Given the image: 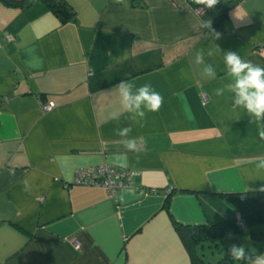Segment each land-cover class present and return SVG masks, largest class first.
<instances>
[{
    "label": "crops",
    "instance_id": "obj_1",
    "mask_svg": "<svg viewBox=\"0 0 264 264\" xmlns=\"http://www.w3.org/2000/svg\"><path fill=\"white\" fill-rule=\"evenodd\" d=\"M63 1V22L43 2L0 1V264H192L174 224H222L237 217L228 194L264 189L260 126L235 93L215 94L233 82L226 51L264 67V0L234 1L220 26L231 0L200 14L187 0ZM120 68L163 97L158 111L133 119L121 80L92 88ZM45 101L55 106L44 112ZM132 138L139 151L124 147ZM103 164L133 172L129 184L111 194L73 183L77 168ZM221 239L204 242L210 261L204 243L192 249L204 264L230 263L215 255Z\"/></svg>",
    "mask_w": 264,
    "mask_h": 264
},
{
    "label": "clouds",
    "instance_id": "obj_2",
    "mask_svg": "<svg viewBox=\"0 0 264 264\" xmlns=\"http://www.w3.org/2000/svg\"><path fill=\"white\" fill-rule=\"evenodd\" d=\"M218 2L219 0H195V3L204 5L209 9L213 8ZM235 16L239 20L244 18V16H239L236 13ZM203 26L209 29L211 24L207 21ZM214 35L218 39L220 34L215 33ZM208 55L211 56L212 52H209ZM195 62L204 64L203 51L197 52ZM224 63L233 82L223 88H217L215 94L223 96L225 89L235 93L234 107L239 106L246 110L251 117H254L255 122L260 126L258 135L264 140V67L244 60L237 52L231 50L224 53ZM203 71L208 78L215 79L216 72L211 64L205 65ZM114 89L121 97L123 109L128 112H134L135 116L133 119L138 118L137 121L144 119L146 112L158 111L163 103V97L154 91L150 84H144L137 88L134 83L121 80L114 86ZM118 118V116L113 115V119ZM131 131V127L119 128L117 129V135L125 138L129 136ZM123 144L128 151H139L135 138L125 139ZM114 161L118 166L126 167V153L115 156ZM257 168L264 169V158L258 161ZM25 186L27 189V181H25ZM261 190L264 191V189ZM227 251L234 261L247 259L250 264H264V254L252 256L246 253L243 245L237 246L233 244Z\"/></svg>",
    "mask_w": 264,
    "mask_h": 264
},
{
    "label": "trees",
    "instance_id": "obj_3",
    "mask_svg": "<svg viewBox=\"0 0 264 264\" xmlns=\"http://www.w3.org/2000/svg\"><path fill=\"white\" fill-rule=\"evenodd\" d=\"M1 2L7 5H15V6H23L28 5L34 0H0ZM40 1L46 4L49 9L58 16L61 21H65L69 19L70 7L63 0H35ZM237 0L227 1L225 6L220 10L218 17L215 20V24L221 25L222 21L227 16V10L229 6ZM206 22L208 20H205ZM124 67V66H123ZM136 72L127 73L124 68L116 69L108 73L110 79L104 83L98 84L95 83L92 88L99 89L106 87L110 84L118 82L122 79L132 77L136 75ZM229 201L235 206L237 214L239 215V219L249 230L250 237L252 241L259 242L264 241V231H254L251 230L252 227L256 225H264V191H244V192H236L232 194H228L226 196ZM235 218L232 220H228L222 224L216 225L214 227H209L207 225H197V226H185L174 224L175 230L184 245L188 250L191 251V260L192 264H204L202 259L198 256V254L192 249L196 245H200L205 241H209L215 238L224 237V233L221 231L222 229L231 230L232 234L243 233L242 228L239 229L238 225L235 223ZM228 233V232H227ZM192 249V250H191ZM259 250V251H258ZM255 252L246 251L252 256L257 255L260 251L264 250V246L258 248ZM193 251V252H192ZM223 260H220L217 264L221 263ZM250 261L245 259L242 261H237V264H248Z\"/></svg>",
    "mask_w": 264,
    "mask_h": 264
},
{
    "label": "built area",
    "instance_id": "obj_4",
    "mask_svg": "<svg viewBox=\"0 0 264 264\" xmlns=\"http://www.w3.org/2000/svg\"><path fill=\"white\" fill-rule=\"evenodd\" d=\"M187 2L193 4L195 3V0H187ZM194 8L197 14L202 12V6L200 4L197 7L194 6ZM202 100L205 101L204 96L202 97ZM40 106L43 110L48 111L54 107V103L49 101L45 105L40 103ZM132 173L133 172L131 171L116 169L106 164L77 168L74 172L73 183L102 186L107 189L109 193L114 194L120 189V187L129 184V179ZM241 223L242 222H239V224ZM75 247L78 248V245H75Z\"/></svg>",
    "mask_w": 264,
    "mask_h": 264
},
{
    "label": "rangeland",
    "instance_id": "obj_5",
    "mask_svg": "<svg viewBox=\"0 0 264 264\" xmlns=\"http://www.w3.org/2000/svg\"><path fill=\"white\" fill-rule=\"evenodd\" d=\"M206 99V98H205ZM49 101H45V102H41L43 105H45V104H47ZM55 106V105H54ZM40 108H41V106H40ZM41 110L42 111H44V112H46L45 110H43V108H41ZM49 111V110H48ZM237 217H235V223L238 225V227H239V229L240 228H242V230L244 231V233H237V234H235L234 236H232L233 234V232H231V230H227V232L226 231H224V230H226V229H222L221 231L224 233H226V235L223 237V239H221V240H217L216 241V243H217V245H218V251H215L216 249H214V251H215V255L216 256H218V255H221L220 257H224V258H226L231 264H236L237 263V261H234L233 260V258L228 254V249L230 248V246L231 245H233V244H235V245H237V246H240V245H243L244 247H245V251H249L248 249H250V248H248V246H249V242H254V241H252L251 240V237H250V234H249V232H245V230L247 229L244 225H242V223L241 224H239V222H241L240 221V219H239V215L237 214L236 215ZM253 230L254 231H257V232H259V231H264V225H256V226H254L253 227ZM228 236V237H227ZM230 236V237H229ZM243 240H244V242H243ZM261 241H259V242H257V243H253L254 244V247L258 244V243H260ZM205 244V246L203 247V249L201 250V253H204V255H206L205 257H206V259L208 260V261H210L211 259H212V254L210 253V247H209V245H210V242H206V243H204ZM248 245V246H247ZM251 247H253V246H251ZM258 247V246H257ZM250 252V251H249ZM223 262H226V260H223L221 263H219V264H222ZM230 263H228V264H230Z\"/></svg>",
    "mask_w": 264,
    "mask_h": 264
},
{
    "label": "bare ground",
    "instance_id": "obj_6",
    "mask_svg": "<svg viewBox=\"0 0 264 264\" xmlns=\"http://www.w3.org/2000/svg\"><path fill=\"white\" fill-rule=\"evenodd\" d=\"M193 5H194L195 7H197L199 4H197V3H193ZM201 6H202V8H203L204 5H201Z\"/></svg>",
    "mask_w": 264,
    "mask_h": 264
},
{
    "label": "water",
    "instance_id": "obj_7",
    "mask_svg": "<svg viewBox=\"0 0 264 264\" xmlns=\"http://www.w3.org/2000/svg\"><path fill=\"white\" fill-rule=\"evenodd\" d=\"M222 264H228V262L226 261V262H223Z\"/></svg>",
    "mask_w": 264,
    "mask_h": 264
}]
</instances>
